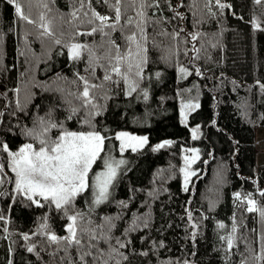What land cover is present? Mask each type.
<instances>
[{
	"label": "trees",
	"instance_id": "1",
	"mask_svg": "<svg viewBox=\"0 0 264 264\" xmlns=\"http://www.w3.org/2000/svg\"><path fill=\"white\" fill-rule=\"evenodd\" d=\"M20 2L34 24L19 20L14 8L0 0V144L7 143L11 151L25 143L39 147L23 131L34 128L39 132L41 119L63 123L69 131L92 130L83 123L87 110L77 98L83 91L78 76L100 85L104 68L97 66L93 73L86 52L80 60H69L67 45L92 44L97 46V54L103 55L99 45L107 37L99 32L91 36L76 33L91 31L94 24L88 20L92 10L114 15L103 0H43L46 8L40 0H32L31 5L27 0ZM147 2L151 5L145 10L144 24L148 64L139 88L127 96V86L120 79L119 83L103 82L104 89L91 90L93 103L101 109L92 123L107 137L101 156L108 151L124 163L108 201L88 206V189L76 197L69 214L82 212L85 222L94 223H101L104 217L115 218L111 235L121 242L130 241L120 249L128 257L123 264H241L243 260L255 264L252 256L261 252L264 223L259 211H247L246 197L250 194L257 208H264V165L256 168L255 146V125L264 127V92L260 88L264 84V2L221 0L231 6L223 10L216 0ZM41 14L52 36L42 35ZM128 15L136 18V11L130 9ZM253 19L259 29H253ZM173 33L179 35L173 39ZM111 35L121 52L127 51L124 34L117 31ZM55 39L61 43L56 44ZM100 63L106 66L107 61ZM180 67L187 70L186 77L178 71ZM113 79L119 78L113 75ZM17 88L19 92L14 91ZM182 101L200 104L187 113L186 124L180 120ZM18 102L23 111L18 110ZM74 107L79 111L68 119ZM190 126H199L198 139L192 138ZM60 130L53 128L48 136L55 138ZM118 132L147 136L148 144L136 152L126 149L121 153L115 139ZM164 141L172 143L153 151ZM188 147L197 148L195 168L200 169L185 191L180 167L182 150ZM99 164L100 159L89 177ZM4 186L0 184V215L5 218L0 220V264H61L65 245L50 244L47 235H67L63 211L48 204L37 207L12 185ZM235 193L241 198L236 199ZM189 213L196 225L194 234ZM45 216L47 235L39 236L37 227ZM134 224L135 230L126 232ZM25 234L29 239H24ZM230 234L234 245L229 250L227 239L220 237ZM110 243L115 246L116 240ZM29 246L34 248L32 252L27 251ZM100 247L107 252L108 244ZM68 251L73 259H79L75 248Z\"/></svg>",
	"mask_w": 264,
	"mask_h": 264
},
{
	"label": "snow or ice",
	"instance_id": "2",
	"mask_svg": "<svg viewBox=\"0 0 264 264\" xmlns=\"http://www.w3.org/2000/svg\"><path fill=\"white\" fill-rule=\"evenodd\" d=\"M7 5H11L15 10V15L19 20L25 21L29 24H34L29 15L25 14L20 0H4ZM31 5L32 0H27ZM110 11L114 12V15L100 14L95 10L91 12V18L88 20L89 24H94L90 32L76 33V35H88L91 36L94 33L99 32L102 37H107L106 41H103L99 48L103 49V55L97 54V46L84 43H71L67 45L69 60L77 61L82 57V53L86 52L88 56L89 68L95 73L96 67L100 66L104 68L103 82L119 83L120 79L123 80L127 86L124 94L131 96L133 92H136L139 88L140 80L143 79V73L145 67L148 64L147 49L144 46L146 40V34L144 32V24L146 23V9L151 5L147 0H103ZM256 4H261L264 0H254ZM43 7H47V4L40 0ZM155 6H159L156 4ZM216 6L223 10L231 7L230 5L221 3V0H216ZM83 7V2H81ZM91 9V4H89ZM136 11V18L128 15L129 10ZM87 16V13H85ZM75 16V13H73ZM39 27L43 29L42 35L52 36L53 33L49 28V23L46 21L43 14L39 17ZM99 23H95V22ZM252 27L254 30L259 29L260 25L256 19L252 20ZM106 29L110 31H106ZM134 29V30H133ZM124 34L123 38L127 44V51L121 52V47L115 39L112 37V32ZM130 33V34H126ZM139 33V38L137 36ZM173 39L179 34L173 33ZM197 36L192 35V39L195 40ZM2 39V35H0ZM56 44H60V39H55ZM102 60L107 61L106 66L100 62ZM178 71L187 76V70L180 67ZM199 74V72H197ZM113 75L119 78L113 79ZM159 76V73H156ZM78 79L83 81V91L79 93L78 99H82V107L87 110V114L83 123L89 125L92 128L91 131H69L63 128V123H56L51 119L40 121V131H36L34 128H26L23 131V135L32 137L34 141L39 143V147H34L33 143H25L17 151H11L7 143L0 144V151L7 153L8 156V168L14 173L15 179V192L23 195L32 204L37 207H44L45 204L54 205L57 211H63L64 216L67 219L65 231L67 235L57 236L55 233H48L47 239L50 244H63L65 247V257L61 258V264H64L65 260L67 264H123L128 260L127 255L120 249H124L128 246L129 242H121L119 237H113L111 235L112 229L116 227L113 223L115 218L104 217L101 223H94L92 220L85 222V214L82 212H75V214H69V209L74 207L76 197L82 193H85L89 188L92 189L93 200L92 203L99 206L109 199V187L113 183L117 175V168L124 161H113L107 156H101V153L105 151L106 136L102 135L99 131L95 130V125L92 121L99 115H101L100 107L93 103V97L91 90L104 89V83L100 85L89 83V81L83 77L78 76ZM261 91L264 92V84L260 85ZM14 91L19 92V89ZM107 98V92L104 93ZM148 92L143 91V99L148 100ZM17 108L23 111L19 102ZM200 108L198 102H181V123H186L187 113L189 111H195ZM77 108H72L68 119H71L76 112ZM2 115V113H0ZM53 128H60L59 134L53 138L48 136V133ZM192 138L198 139L199 126L193 128ZM115 139L120 142V152L123 153L126 149L130 148L131 151L136 152L138 149L143 148L148 144L147 136L131 135L128 132H118ZM171 141H164L161 144L156 145L153 151L160 148H164L166 145H170ZM192 156L185 157V167L181 168V172L184 176V190L188 191V182L194 172L190 171L191 164L199 159L198 150L191 149ZM98 159L103 160L104 171L97 172L90 182L89 173L92 171L93 165ZM4 171V167L0 165V173ZM3 180H0V184ZM235 198L240 199L241 194L235 193ZM264 195V193H261ZM39 197L40 199H36ZM247 199V211L256 212L259 211L261 222L264 223V208H257L255 200L251 199L249 194ZM43 201V203L41 202ZM122 207H127V204L121 202ZM191 219V213H189ZM4 216L0 215V220H4ZM43 223L39 225L38 231L42 234L45 233L49 225L47 223V216L42 218ZM146 226V221H145ZM196 227L195 224L192 225ZM223 227V225H219ZM135 224L126 229L128 231H134ZM236 232L235 225L232 228V233ZM85 237L87 243L84 242ZM24 239L29 237L25 234ZM116 240V245H112L110 241ZM221 240L227 239L228 249L230 250L234 245V236L220 237ZM261 252L260 254H254L252 260L255 264H261L264 262V236L261 237ZM101 243L108 244L107 252L100 247ZM75 248L79 257L78 260L73 259L69 254V249ZM34 248L29 246L27 251L32 252ZM146 255V253H141ZM91 257V260L88 258ZM11 264V262H9ZM241 264H248L247 260L241 261Z\"/></svg>",
	"mask_w": 264,
	"mask_h": 264
},
{
	"label": "rangeland",
	"instance_id": "3",
	"mask_svg": "<svg viewBox=\"0 0 264 264\" xmlns=\"http://www.w3.org/2000/svg\"><path fill=\"white\" fill-rule=\"evenodd\" d=\"M191 102H193V101H191ZM184 103H187V102H184ZM180 111H181V105H180ZM246 115H247V118H250L251 121L254 122L253 121V118L251 117V114L247 113ZM180 120H181V115H180ZM184 124H186V123H184ZM196 127L197 126H190V130H192L193 128H196ZM255 127H256L255 128L256 168H258V167H261L262 165H264V127L257 126V125H255ZM129 134H131V133H129ZM131 135H135V134H131ZM192 135L193 134H192V131H191V136ZM197 135L199 136V131H198ZM137 136H144V135H137ZM119 145H120V142L118 141V148H119ZM18 149L14 150V151H17ZM128 149H130V148H128ZM191 149H197V148H195V147H188V148H184L182 150L180 170H181V168H184L185 167V157L186 156H188V157H191L192 156V152L190 151ZM119 150H120V148H119ZM3 154L4 153L0 154V165H2L4 167V171L2 173H0V180H3V183L5 184L4 189H6L7 185L10 186V187L12 185L13 189H15V183H14L15 176H14V173H12L11 170L8 168V156L7 155H4L3 156ZM198 155H199V152H198ZM103 156H107V157L111 158L113 161H117V162L118 161H122L121 159H119L118 157L114 156L113 154H110L108 151H106V153H104L102 155V157ZM198 161H199V159H197L194 163H192L191 164V167H190V171L194 172L195 174L198 172L197 169L198 168L200 169V167L195 168V165L197 164ZM121 165L122 164L119 165V167L117 168V171H118V169L120 168ZM203 166H205V165H203ZM101 171H104V166H103V160L102 159H100L99 166H97V167L94 168L93 173L89 177L90 178V182H91L92 178L95 176V174L97 172H101ZM181 175H182V188L184 189V176H183V173L182 172H181ZM193 176L194 175H192L190 177V179H189V182H188V185H187L188 188H189V186L191 184V181H192V177ZM216 178L217 177L214 178V182H215V179ZM111 185L109 187V194H110ZM208 191H210V189ZM190 198L192 199V190H190L189 199ZM36 199H40V198L39 197H36ZM88 200H89L88 201V204H87L88 206H90V207H97L96 205H94L92 203L93 196H92V189L91 188H89V197H88ZM189 210L190 209H188V211ZM193 222H194V220H193ZM194 224H195V222H194ZM38 228H39V226L37 227V233H38L39 236H41V235H44V236L47 235V232H45L43 234L41 232H39L38 231Z\"/></svg>",
	"mask_w": 264,
	"mask_h": 264
},
{
	"label": "water",
	"instance_id": "4",
	"mask_svg": "<svg viewBox=\"0 0 264 264\" xmlns=\"http://www.w3.org/2000/svg\"><path fill=\"white\" fill-rule=\"evenodd\" d=\"M190 203H191V198L189 199V202H188V209H189ZM188 221H189V224H190L191 227H192V225L194 224V222H193L192 218H191V219L189 218V214H188ZM195 231H196V227H195V228L192 227V234H194ZM192 264H193V263H192Z\"/></svg>",
	"mask_w": 264,
	"mask_h": 264
},
{
	"label": "bare ground",
	"instance_id": "5",
	"mask_svg": "<svg viewBox=\"0 0 264 264\" xmlns=\"http://www.w3.org/2000/svg\"><path fill=\"white\" fill-rule=\"evenodd\" d=\"M188 205V204H187ZM189 208H190V206H189Z\"/></svg>",
	"mask_w": 264,
	"mask_h": 264
}]
</instances>
